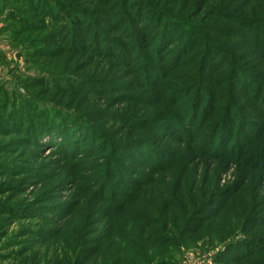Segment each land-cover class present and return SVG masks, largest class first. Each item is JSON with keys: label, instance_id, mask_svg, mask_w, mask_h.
Segmentation results:
<instances>
[{"label": "rangeland", "instance_id": "1", "mask_svg": "<svg viewBox=\"0 0 264 264\" xmlns=\"http://www.w3.org/2000/svg\"><path fill=\"white\" fill-rule=\"evenodd\" d=\"M0 264H264V0H0Z\"/></svg>", "mask_w": 264, "mask_h": 264}]
</instances>
